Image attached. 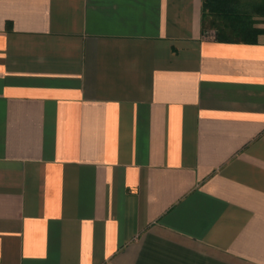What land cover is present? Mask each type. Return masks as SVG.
<instances>
[{
    "label": "crops",
    "instance_id": "obj_1",
    "mask_svg": "<svg viewBox=\"0 0 264 264\" xmlns=\"http://www.w3.org/2000/svg\"><path fill=\"white\" fill-rule=\"evenodd\" d=\"M202 7L0 0V264H264V32Z\"/></svg>",
    "mask_w": 264,
    "mask_h": 264
},
{
    "label": "trees",
    "instance_id": "obj_2",
    "mask_svg": "<svg viewBox=\"0 0 264 264\" xmlns=\"http://www.w3.org/2000/svg\"><path fill=\"white\" fill-rule=\"evenodd\" d=\"M257 17H264V0H203V30L221 41H256L264 32Z\"/></svg>",
    "mask_w": 264,
    "mask_h": 264
},
{
    "label": "rangeland",
    "instance_id": "obj_3",
    "mask_svg": "<svg viewBox=\"0 0 264 264\" xmlns=\"http://www.w3.org/2000/svg\"><path fill=\"white\" fill-rule=\"evenodd\" d=\"M212 33L213 35L216 34V32L213 29L207 31V35H211Z\"/></svg>",
    "mask_w": 264,
    "mask_h": 264
}]
</instances>
